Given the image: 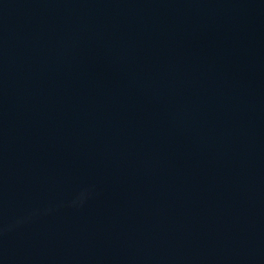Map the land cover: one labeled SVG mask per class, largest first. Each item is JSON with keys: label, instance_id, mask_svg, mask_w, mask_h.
<instances>
[{"label": "water", "instance_id": "obj_1", "mask_svg": "<svg viewBox=\"0 0 264 264\" xmlns=\"http://www.w3.org/2000/svg\"><path fill=\"white\" fill-rule=\"evenodd\" d=\"M0 264H264V0H0Z\"/></svg>", "mask_w": 264, "mask_h": 264}]
</instances>
